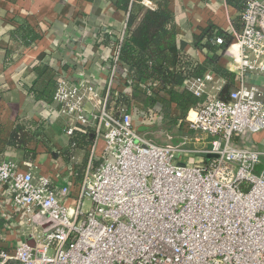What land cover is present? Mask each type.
I'll use <instances>...</instances> for the list:
<instances>
[{"label":"built area","instance_id":"obj_1","mask_svg":"<svg viewBox=\"0 0 264 264\" xmlns=\"http://www.w3.org/2000/svg\"><path fill=\"white\" fill-rule=\"evenodd\" d=\"M247 1L243 30L227 49L235 87L221 100L207 94L219 82L211 73L186 83L207 98L182 122L181 146L142 135L161 120L157 111L116 106L127 86L119 58L126 24L108 56L104 93L83 68L78 82L57 71L54 102L72 122L62 132L91 133L88 163L81 181L72 166L69 182L57 186L32 164L0 162V187L31 238L13 252L0 249V264H264V153L249 140L264 132V89L248 82L264 77V0ZM201 154L213 157L184 163Z\"/></svg>","mask_w":264,"mask_h":264},{"label":"crops","instance_id":"obj_2","mask_svg":"<svg viewBox=\"0 0 264 264\" xmlns=\"http://www.w3.org/2000/svg\"><path fill=\"white\" fill-rule=\"evenodd\" d=\"M156 1L159 0L146 2V5L152 7ZM168 1L178 24L179 49L199 62H203L205 56L196 51L192 43L202 29L212 23L232 34L235 32L234 25L240 12L228 5L227 0ZM126 21V14L116 10L107 0H0V139L10 135L17 117L25 116L42 120L47 130L60 134L56 140L57 150L66 147L69 137L60 143L62 130L66 123L72 122L61 118L56 102L49 104L35 99L31 91L35 79L33 69L48 66L55 72V80L61 69L70 74L73 81L78 82L84 77L104 93L111 61L108 60L109 49L99 44V36L104 33L118 40ZM30 31L39 39L26 46L24 43L32 37ZM230 62L226 51L220 65L234 72ZM81 68L84 69L83 77L79 75ZM218 80L217 85H210L208 89L207 94L211 97L219 98L226 86L224 80ZM248 82L264 89L262 76L249 75ZM123 92L127 94L128 88L121 87L119 93ZM136 108L144 109L141 105ZM249 137L250 143L259 150V145L264 142V132ZM2 149L0 143L1 160L26 164L16 151L7 149L1 153ZM29 164L35 166L32 172L36 177L48 175L53 178V185L63 186L69 182L72 166L76 171L80 162L74 158L72 163H66L60 151L49 155L41 149ZM10 199L7 187L1 186L0 249L13 252L21 241L31 242V238L30 229L23 226L21 215L15 212Z\"/></svg>","mask_w":264,"mask_h":264},{"label":"trees","instance_id":"obj_3","mask_svg":"<svg viewBox=\"0 0 264 264\" xmlns=\"http://www.w3.org/2000/svg\"><path fill=\"white\" fill-rule=\"evenodd\" d=\"M107 1L127 16L126 37L121 44L119 58L122 66L127 69L128 93L118 94L115 99L116 106H124L131 111L141 105L146 111H157L171 128H179L177 136L167 135V139L170 138L168 143L156 144L181 146L182 122L190 110H201L206 102L205 98H197L190 92L186 83L211 73L226 82L225 88L219 94L221 100H226L235 87L236 74L220 65V60L232 44L234 35L212 23L202 29L194 36L192 43V47L205 56V60L199 62L178 47V24L168 0L156 1L152 7L146 5V2L152 0ZM227 3L240 12L234 29L236 33H241L244 26L241 14L246 10L248 1L227 0ZM17 33L19 34V31ZM30 33L32 37L29 42L24 43L26 46L39 39L33 31ZM99 38V44L109 49V55L112 57L118 49L119 41L104 33H100ZM33 74L35 79L31 91L35 99L51 104L57 90L55 72L44 65L35 67ZM58 135L52 130H47L42 120L17 117L10 135L0 139L3 144L1 153L7 149L14 150L28 164L36 159L41 149L49 155L60 151L63 160L72 163L76 152L82 151L85 153L83 162L75 167L77 180L81 181L93 144L92 135L89 131L77 129L69 137L68 145L57 150ZM2 161L0 159V162Z\"/></svg>","mask_w":264,"mask_h":264},{"label":"rangeland","instance_id":"obj_4","mask_svg":"<svg viewBox=\"0 0 264 264\" xmlns=\"http://www.w3.org/2000/svg\"><path fill=\"white\" fill-rule=\"evenodd\" d=\"M176 116V115H174ZM182 126V125H181ZM146 128L141 129V133L142 135L147 138L148 140H151L155 143L157 142H163L164 143H168L169 139H167V135H171V136H177V132H178V128H171L170 125L167 123L166 120H163V118H161V120L159 122H152L149 123L148 125L145 126ZM181 128V127H180ZM182 132V129H181ZM183 134V132H182ZM62 141H60V143L67 141V136L66 135H62ZM212 140V138H209L208 141L210 143V141ZM208 147L210 148V145H208ZM85 153H83L82 151H78L76 152L75 155V161L76 162H80V164L83 162ZM179 160V158H178ZM184 163H189V158L187 157H183Z\"/></svg>","mask_w":264,"mask_h":264},{"label":"water","instance_id":"obj_5","mask_svg":"<svg viewBox=\"0 0 264 264\" xmlns=\"http://www.w3.org/2000/svg\"><path fill=\"white\" fill-rule=\"evenodd\" d=\"M259 151L264 153V142L259 145ZM206 157L209 159L212 158L213 156H205L204 154L196 155V156L193 155L188 156L190 164H201L207 162V160H205ZM179 166L184 167L185 164H179Z\"/></svg>","mask_w":264,"mask_h":264}]
</instances>
